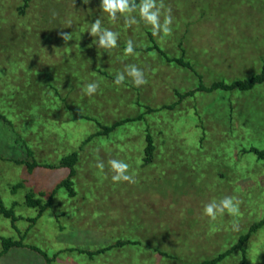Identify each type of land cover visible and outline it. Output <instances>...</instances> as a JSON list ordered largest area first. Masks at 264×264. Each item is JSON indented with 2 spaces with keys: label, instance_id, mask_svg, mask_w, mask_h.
I'll list each match as a JSON object with an SVG mask.
<instances>
[{
  "label": "rangeland",
  "instance_id": "rangeland-1",
  "mask_svg": "<svg viewBox=\"0 0 264 264\" xmlns=\"http://www.w3.org/2000/svg\"><path fill=\"white\" fill-rule=\"evenodd\" d=\"M164 3L171 8L173 31L161 38L142 20L127 27L118 13L112 23L100 0H28L23 13V0H0V202L18 219L13 227L0 213V250L1 238L23 237L25 246L46 253L51 264L67 263L65 256L75 264H200L233 247L264 219V158L250 152L264 150V83L249 91L196 92L173 109L147 113L148 107L179 101L176 93L199 84H228L261 72L264 0ZM97 18L119 33L116 48L96 46L87 30ZM59 32L72 39L63 41ZM129 39L136 45L131 56L124 53ZM127 64L143 69L147 84L137 87L128 78L115 84V74ZM89 82L99 84L91 96L84 92ZM80 115L103 125L143 119L84 144L99 127ZM148 133L155 150L146 165ZM72 152H78L74 195L59 188L50 197L67 168L28 172L14 162L56 164ZM109 159L128 163L137 182L112 181ZM98 160L105 163L103 171L95 167ZM28 193L44 203L51 199L35 223L30 219L39 208L27 206ZM224 196L240 199L238 216L204 215L206 203ZM79 249L105 252L91 259ZM258 251L257 264H264V228L248 242L246 264ZM0 264L46 259L28 247L13 248ZM220 264H242L241 256Z\"/></svg>",
  "mask_w": 264,
  "mask_h": 264
},
{
  "label": "clouds",
  "instance_id": "clouds-1",
  "mask_svg": "<svg viewBox=\"0 0 264 264\" xmlns=\"http://www.w3.org/2000/svg\"><path fill=\"white\" fill-rule=\"evenodd\" d=\"M84 4H88L89 0H83ZM100 9L108 13L109 19L112 23H115L118 19V13L123 17L124 24L127 27L139 24L142 20L145 24L151 26L152 35L168 37L172 35L173 16L171 14V8L166 7L164 0H100ZM137 13L139 19H137ZM71 26V21L67 22L66 27ZM88 33L95 38L96 46L105 50L114 49L118 46L119 33L112 31L108 28L102 27L101 19L97 18L91 23ZM58 35L63 41L67 42L72 39V34L69 32H59ZM136 45L129 39L126 41L124 48L125 55L131 56L135 53ZM126 78L139 87L147 84V79L143 69L135 64H127L124 69L115 74L114 83L121 85L125 82ZM99 84L97 82H89L84 86V92L86 95H93L96 93ZM111 172L112 181L114 182H128L136 183L135 174H129V164L123 160L109 159L107 161ZM95 167L103 171L105 163L102 160H98ZM241 201L239 198L232 196H224L219 200H211L203 206L204 215L215 220L217 215H223L225 212L232 216H238L240 212L239 205ZM233 230H238V224L233 223ZM259 259V251L256 253V258L252 261V264H257Z\"/></svg>",
  "mask_w": 264,
  "mask_h": 264
},
{
  "label": "trees",
  "instance_id": "trees-1",
  "mask_svg": "<svg viewBox=\"0 0 264 264\" xmlns=\"http://www.w3.org/2000/svg\"><path fill=\"white\" fill-rule=\"evenodd\" d=\"M27 3H28V0H23V4L21 7L18 8V11L23 13V10L27 6ZM171 61L175 62L176 64H178L180 66L189 67V64L184 63V61L182 59H171ZM260 83H264V64H263L261 72H258L254 75H251L249 77H246V78H243L240 80H235V81L228 83V84L223 83L222 81H215V82H212L209 86H204L203 84H199L196 87V89H194V90L188 91V92L183 93V94L176 93V95L179 97V101L172 103L170 105L163 106V107L158 108V109L148 107L147 113L148 112L149 113L157 112L160 109H173V108H175V106H177L185 98L195 95L196 92L210 93V92H213L216 90L229 91V92H231L233 90L249 91L256 84H260ZM47 87L53 88L54 90L57 91V87L52 83L48 84ZM57 95H58V91H57ZM0 118L4 119V117L2 115H0ZM79 118H84V119H87L90 121L98 122L95 119L90 118L89 116H86V115H80ZM141 119H143L142 115L135 117V118H127L124 120H117V121L112 122V124H110V125H103V124L98 122L97 125L99 127V130L95 134L89 135L85 139V142H83V143L85 144L86 142H89L93 137H96V136H107L111 132L115 131V129L117 127L123 125L126 122L136 121V120H141ZM145 140H146V147H145L144 162L146 165L147 164L149 165L152 162L153 157H154L155 142H154L152 135L149 133L145 137ZM250 152L255 153L259 158H264V150L259 151L257 148L251 147ZM27 154H28V156L33 157L34 153L32 150L27 148ZM14 162L17 164L26 165L28 172H32V170L36 167H45V168H49V169L67 168L69 170L67 177L64 180H62L59 184H57V186L53 189L50 197H53L59 188H66L70 195L75 194V192L72 188V186H73L72 178L76 174V164L78 162V152H72V153L62 157L56 164L40 165L34 159L32 160V162L23 161V160H14ZM43 194L44 193H41V195H43ZM25 198H26L27 206L32 207V208H34V207L39 208V212H38L37 216L35 218L30 219V222H32V223H35L37 221V219L42 215V213L48 207L51 206V199H49V201L44 203L41 198L36 199L33 193L26 194ZM0 213L2 215H4L5 217L11 219V221L13 223V227H15L14 223L18 219L16 218V216L13 212V209L5 208L2 204V202H0ZM263 228H264V219L261 222L251 226L248 233L246 235H242L238 239V242L233 247H231L230 249H228L224 253L218 255L215 259L210 260V261L207 260V261H204L200 264H220L225 259L234 256L235 253H239L241 256L242 264H246L247 254H248L247 253V244L250 241V239L252 238V236L255 235L259 230H261ZM22 239H23V237H22ZM22 239L19 241H12V239H10V238H1L2 249L0 250V257L8 254L10 252V250L13 248L28 247V248L33 249L34 251H36L38 254L42 255L43 257H45L46 264H51L52 260L48 259L46 257V253L42 252L37 247L25 246L22 243ZM122 245H123V243H118L117 247H120ZM104 252H105V249L98 250L95 252H87V253L90 256H93L94 254L99 255V254H102ZM163 257L168 258L165 255Z\"/></svg>",
  "mask_w": 264,
  "mask_h": 264
},
{
  "label": "crops",
  "instance_id": "crops-1",
  "mask_svg": "<svg viewBox=\"0 0 264 264\" xmlns=\"http://www.w3.org/2000/svg\"><path fill=\"white\" fill-rule=\"evenodd\" d=\"M73 251H76V250H74V249H70V251L69 252H73ZM83 251V252H82ZM98 251V250H97ZM77 252H79V253H81V254H85V255H87L88 257L90 256L87 252H95V251H86V250H82V249H79V250H77ZM97 256H99V255H97V254H94L93 256H91V259H93L94 257H97ZM69 257V256H68ZM61 260H62V258H61ZM74 259L73 258H71V257H69V258H66V256H65V258L63 259V262H67V263H64V264H75V263H73L72 261H73ZM62 262V263H63Z\"/></svg>",
  "mask_w": 264,
  "mask_h": 264
}]
</instances>
